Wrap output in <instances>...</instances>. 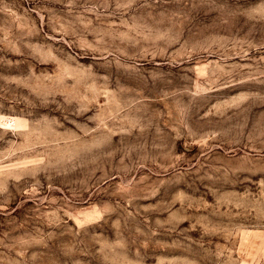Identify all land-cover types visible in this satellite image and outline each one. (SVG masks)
<instances>
[{
    "label": "rangeland",
    "instance_id": "rangeland-1",
    "mask_svg": "<svg viewBox=\"0 0 264 264\" xmlns=\"http://www.w3.org/2000/svg\"><path fill=\"white\" fill-rule=\"evenodd\" d=\"M0 264H264V0H0Z\"/></svg>",
    "mask_w": 264,
    "mask_h": 264
},
{
    "label": "bare ground",
    "instance_id": "bare-ground-1",
    "mask_svg": "<svg viewBox=\"0 0 264 264\" xmlns=\"http://www.w3.org/2000/svg\"><path fill=\"white\" fill-rule=\"evenodd\" d=\"M107 63H109V64H112L113 66H114V68L113 67H106L105 68V71L106 72H108V73H113V72H116L117 74H121L122 73V69H120V68H123V67H121L119 64H118V62L117 61H111V62H107ZM124 75L125 76H129V69H127V68H124ZM8 125H12V123L10 122V123H7Z\"/></svg>",
    "mask_w": 264,
    "mask_h": 264
}]
</instances>
